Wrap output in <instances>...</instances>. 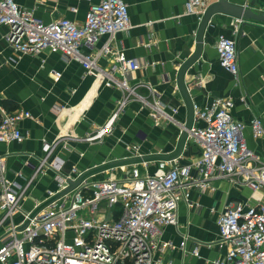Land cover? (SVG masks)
Listing matches in <instances>:
<instances>
[{"label":"crops","instance_id":"0c3cea01","mask_svg":"<svg viewBox=\"0 0 264 264\" xmlns=\"http://www.w3.org/2000/svg\"><path fill=\"white\" fill-rule=\"evenodd\" d=\"M16 1L44 23L65 18L82 25L90 5L100 0ZM125 1L133 27L127 32L102 37L92 49L83 48L98 55L97 64L104 75L89 72L80 62L65 59L60 53L48 50L36 55L16 53L5 40L8 28L0 26V104L9 112L22 109L32 116L20 124L23 140L0 143L8 179H16V173L29 177L44 156L45 144L57 145L53 155L65 161V172L76 170L83 174L113 161L171 154L177 149L187 121L178 74L196 50L201 17L186 13L187 0ZM207 1L211 5L218 0ZM228 1L264 14V0ZM221 35L236 42L237 76L220 65L216 45ZM203 43L201 57L185 74L195 109L208 106L219 97L232 99L233 118L245 124L248 146L264 155V139L254 138L250 125L255 117L264 122V22L214 15ZM105 44L110 45L112 53L99 54ZM118 54L135 59L139 68L126 72L119 69L114 58ZM55 73H60L58 78ZM106 73L118 82L126 81L134 92L122 109L120 105L127 97V90L118 84L108 86ZM157 101L174 121L158 117L153 106ZM118 110L113 132L102 143L87 141V136L105 125ZM197 124L202 126L204 122ZM134 147H139V151L135 152ZM201 153L200 144L190 139L177 162L194 163ZM157 163L118 166L88 179L91 182L123 179L125 167L139 169L143 174L155 173L159 169ZM196 174L194 171L193 175ZM33 186L31 195L22 203L27 211L44 198L47 189L56 188L50 177L38 179ZM212 186L213 190L203 192L193 189L191 209L180 203L178 226L165 228L162 237L164 243L176 249L163 247L156 253L157 264H222L227 246L217 244L218 216L229 204L264 203V189L252 191L224 178L214 179ZM183 234L190 237L185 250L179 248ZM194 248H198L197 255L193 254Z\"/></svg>","mask_w":264,"mask_h":264},{"label":"built area","instance_id":"2783aa9c","mask_svg":"<svg viewBox=\"0 0 264 264\" xmlns=\"http://www.w3.org/2000/svg\"><path fill=\"white\" fill-rule=\"evenodd\" d=\"M208 6L207 0H187L186 13L202 18ZM128 8L125 0H100L90 5L82 25L65 18L44 23L16 0H0V26L8 28L5 40L16 53L36 55L48 50L80 62L89 72L104 75L97 64L98 55L83 48L92 49L104 36L129 31L133 26ZM216 49L220 65L237 76L235 40L221 35ZM109 53L112 48L105 44L99 54ZM114 58L124 72L139 68L135 59L120 54ZM59 75L55 73L56 78ZM105 76L108 86L118 84L127 90L122 109L134 96L133 90L126 81L118 82L109 73ZM153 106L159 118L174 121L159 101ZM234 106L232 99L219 97L195 109L189 136L200 144L202 153L194 163L165 161L159 162L155 173L132 169L123 179L91 182L87 178L65 193L83 173L64 171L65 161L53 155L57 145L45 144L44 156L27 178L16 173V179H8L4 156L0 154V264H157L156 253L163 247L176 249L164 243V229L178 226L181 202L192 208L193 189L213 190L212 182L217 178L240 183L252 191L264 189V155L248 146L245 124L233 118ZM120 110L87 136V141L102 143L113 132ZM29 118L32 116L28 111L9 112L0 104V143L23 140L20 124ZM250 125L254 138L264 139L263 120L255 117ZM133 150L137 152L139 147ZM45 177H50L56 188L47 189L33 209L25 210L22 203L26 194L38 179ZM217 226V244L227 246L222 264H264V203L229 204L218 216ZM189 239L183 234L179 248L185 250ZM193 254H198V248Z\"/></svg>","mask_w":264,"mask_h":264},{"label":"water","instance_id":"95a60500","mask_svg":"<svg viewBox=\"0 0 264 264\" xmlns=\"http://www.w3.org/2000/svg\"><path fill=\"white\" fill-rule=\"evenodd\" d=\"M218 14H225L237 20H244V21L254 20L258 22H264V14L256 13L251 8H245L242 6L232 4L228 0H218L216 3L209 5V7L207 8V10L205 11L204 15L201 18L199 29L197 31L196 50L194 54L182 65L178 74L179 89L181 91V94L183 95L185 104L187 106V121L183 128L177 149L171 154H156V155H147L143 157H132V158H126L123 160L106 163L104 165L91 169L86 173H84L83 175H81V177L77 181L72 182L70 187L63 193L72 190L73 188L78 186L83 180L89 178L94 174L106 170H111L118 166L135 165V164H143L150 162L174 161L181 156V154L183 153L186 147L187 142L190 140L189 131L191 130L195 120V107L190 97L187 86L185 84V74L187 70L201 57L203 52V45H204L203 41H204L205 32L207 30L211 18L214 15H218ZM61 194L57 195L55 198L59 197ZM52 200H54V198L45 202L40 207H38L34 211V214H36L38 211H40L42 208L48 205Z\"/></svg>","mask_w":264,"mask_h":264},{"label":"rangeland","instance_id":"374dc122","mask_svg":"<svg viewBox=\"0 0 264 264\" xmlns=\"http://www.w3.org/2000/svg\"><path fill=\"white\" fill-rule=\"evenodd\" d=\"M157 164L160 165L159 163H157ZM133 168H134V167H133ZM131 169H132V168H131ZM131 169H128V168L125 167L124 170H123L124 173L122 172V175H121V176H124V177L129 176V175H130V172H131V171H130ZM141 170H142V169H141ZM33 187H34V186H33ZM33 187H32V189H33ZM32 189H30V191L26 194V197H27V198L29 197V195H31V190H32ZM26 197H25V198H26Z\"/></svg>","mask_w":264,"mask_h":264}]
</instances>
